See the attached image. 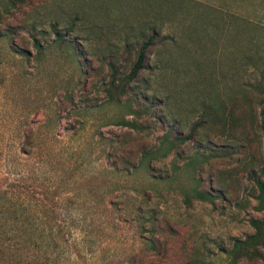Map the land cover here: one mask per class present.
<instances>
[{
	"label": "rangeland",
	"instance_id": "obj_1",
	"mask_svg": "<svg viewBox=\"0 0 264 264\" xmlns=\"http://www.w3.org/2000/svg\"><path fill=\"white\" fill-rule=\"evenodd\" d=\"M9 1L0 0V180L33 177L57 191V222L70 229L60 263L228 264L232 240L261 216V0ZM60 33L83 57L55 41ZM153 34L137 81L110 90ZM199 121L195 140L176 139ZM193 188L219 197L187 206Z\"/></svg>",
	"mask_w": 264,
	"mask_h": 264
},
{
	"label": "trees",
	"instance_id": "obj_2",
	"mask_svg": "<svg viewBox=\"0 0 264 264\" xmlns=\"http://www.w3.org/2000/svg\"><path fill=\"white\" fill-rule=\"evenodd\" d=\"M242 1L245 4L251 2V0ZM261 1L253 4L255 7L259 6L260 11H264V0ZM8 3L13 5L12 0ZM67 33L56 34L55 41L60 46L76 52L78 58L83 57V54L76 48L78 45L75 41H69L65 38ZM155 37L156 35L153 34L140 45L138 53H136V60L129 73L123 79H116L117 83L115 80L110 81V90L121 87L125 91L128 86L137 81L139 74L145 69L149 48L153 45ZM22 53L24 52L22 51ZM256 87L264 94V87L258 85L252 89ZM138 99L148 102L146 114L149 115V112L154 108L152 102H149L148 98L144 96L139 97L138 95ZM228 113L230 124H234L236 120L233 119L236 118V110H229ZM258 117L259 131L264 142V99L260 100ZM238 118L240 122L242 116ZM128 125L133 128L136 126L135 124ZM200 125L201 122L199 121L186 137H177L176 139L180 143H183L184 140H195ZM240 132L244 134L246 130L243 129ZM233 138L237 139V137ZM242 146H246V143L242 142ZM171 151L172 148L163 156H167ZM141 160L146 161V166L150 167L152 157H144ZM261 176H264V169L261 171ZM253 181L257 189L255 190L257 192L255 196L256 211L261 213V216L249 219V224L253 229L251 235L243 240H232V246L228 252V264H264V180L262 181L260 177L255 175ZM192 192L191 194L186 193L184 196L183 201L187 206L190 205L191 199L213 203L219 197L198 188H193ZM57 205V191L50 190L44 180L33 177L0 180V264H61L60 246L65 234L70 229L66 223L57 222L59 215L53 210V207Z\"/></svg>",
	"mask_w": 264,
	"mask_h": 264
}]
</instances>
